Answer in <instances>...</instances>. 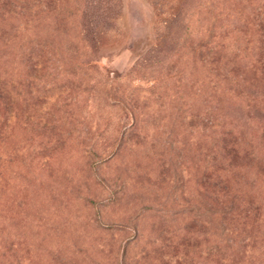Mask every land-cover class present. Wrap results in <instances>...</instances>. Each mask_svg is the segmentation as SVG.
I'll list each match as a JSON object with an SVG mask.
<instances>
[{"label": "rangeland", "instance_id": "obj_1", "mask_svg": "<svg viewBox=\"0 0 264 264\" xmlns=\"http://www.w3.org/2000/svg\"><path fill=\"white\" fill-rule=\"evenodd\" d=\"M38 1L0 7V264H264V0L211 6L215 91L193 3L171 26L176 0ZM205 105L222 150L191 129ZM225 191L250 206L240 248L207 212Z\"/></svg>", "mask_w": 264, "mask_h": 264}, {"label": "trees", "instance_id": "obj_2", "mask_svg": "<svg viewBox=\"0 0 264 264\" xmlns=\"http://www.w3.org/2000/svg\"><path fill=\"white\" fill-rule=\"evenodd\" d=\"M13 1L14 0H0V7H2L3 10L5 9L7 11L8 10L10 11L12 5L13 4L15 5V3L12 4ZM216 1L217 0H178V1L176 0V3L175 4L173 3L172 10L169 11V13L165 12L169 16L168 24H171V26H172V23L176 22L177 19L180 17V12L183 6L186 5L187 3L190 5L193 3L192 7L190 6L188 7L189 11L191 12V17L199 14L200 12H202V14L207 13V16L205 18L203 17V20H202V17L200 18L201 22L204 21L202 26H203V29L206 35L203 34L200 38L199 37L196 38L194 43L193 42L190 43V45L188 46V50L190 51V54L193 53L190 59V64L192 66L191 68H193L195 65H199L200 67H202L207 75V80H208L207 84L209 85L210 90L212 89L214 91L218 88V85H219V82H218L219 41H218V36H217V24H215L216 22L215 15L211 16L208 14V12L209 10H211L210 9L211 6L213 7L212 10L215 9ZM38 2H40V3H37L38 6L44 7L43 6V4H45L44 0H39ZM50 4L52 5L50 0H47V3L45 4V6H47L48 8L49 6H51ZM202 14L200 16H202ZM42 46L43 45L40 44L39 49H37L38 51L36 52V55H35V59L37 60V62L35 65L37 66V69L39 70L43 69V71L44 70L47 71V67L50 64V62L48 61L49 58L48 57L46 58L44 56V53L41 50ZM202 47H203V50H201ZM198 49L201 50L200 55H196L199 52ZM177 72H179V70ZM3 95L4 93L0 90V99H2ZM217 117L218 115H212L207 105H205V107L202 109V113L197 112L195 110L188 112V118L190 121L192 122L198 121V123H196L195 126L199 124V122H202V124L200 125L201 128L198 129L196 127H193L191 129L192 130L193 129L203 130V131L205 130V132L210 133L214 135L215 137H217L218 140H220L223 143L222 148L220 147L222 150L226 147L225 145L226 142L230 140L229 132L226 129L223 130L224 128L223 124L220 123V121L219 123L217 122ZM206 155L211 156L209 155V153H207ZM206 163H208V160L206 161ZM208 169H210V164L208 166ZM249 201L251 202V200ZM239 207L241 210L240 214L235 212V210L238 209ZM207 212L210 216L216 217L217 215L219 217V221H221V223H219L220 224L219 228L226 235V237L224 238V241H225L224 247L232 248L234 244L236 243L240 248L243 245V240L247 239L246 235L250 234V228L253 222V219L250 218L251 215H249L250 206L248 202H245L244 195L240 194L237 191H225L223 193V198L221 194L219 195L218 210L216 211L215 208L212 209L209 206L207 208ZM227 219L228 220L231 219L228 227H227ZM239 236H243L244 238L242 240H239L238 239ZM238 249L236 251H238ZM226 250L227 249H225V251ZM221 260L228 262V260H230V253L223 254L221 256Z\"/></svg>", "mask_w": 264, "mask_h": 264}]
</instances>
